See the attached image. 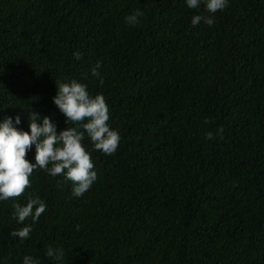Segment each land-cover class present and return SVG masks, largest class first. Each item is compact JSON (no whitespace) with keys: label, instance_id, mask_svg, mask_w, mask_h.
<instances>
[{"label":"trees","instance_id":"1","mask_svg":"<svg viewBox=\"0 0 264 264\" xmlns=\"http://www.w3.org/2000/svg\"><path fill=\"white\" fill-rule=\"evenodd\" d=\"M69 78L104 95L118 147L85 134L97 178L79 197L37 167L0 201V264H264V0L211 14L184 0H0V118L74 127L52 101ZM30 196L47 207L18 223L13 205ZM24 224L26 239L11 235Z\"/></svg>","mask_w":264,"mask_h":264},{"label":"clouds","instance_id":"2","mask_svg":"<svg viewBox=\"0 0 264 264\" xmlns=\"http://www.w3.org/2000/svg\"><path fill=\"white\" fill-rule=\"evenodd\" d=\"M188 8H198L203 3L208 13L223 10L228 0H184ZM143 16L140 9H135L127 16L125 22L137 25L139 17ZM211 25L214 22L212 15L195 14L192 16L193 26L199 22ZM75 59L79 60L81 53L73 51ZM101 63L97 61L91 68L93 76H100ZM56 93L52 101L56 108L65 117V122H77L74 127H65L57 131L56 122L45 115L32 111L29 113L28 130L19 127L21 115L4 116L0 118V201L10 197L19 196L26 186H30L29 176L39 167L51 176L63 174L64 180L72 182L71 192L74 196H81L88 190L97 175L90 158L91 152L86 150L82 141L87 137L92 141L95 149L105 154H112L118 147L120 134L111 128L109 109L102 93L94 96L87 90V85L69 78L56 83ZM80 129H83L81 131ZM223 132L218 127L217 134ZM207 137L211 139L213 132L209 131ZM34 148V156L26 158V154ZM50 165V166H48ZM14 215L18 223L31 217L34 223L45 211L47 205L39 196H30L23 205L14 203ZM31 224L14 230L11 235L26 239L31 231ZM45 255L59 261L65 256L62 247H48ZM22 264H39V260L31 255H24Z\"/></svg>","mask_w":264,"mask_h":264}]
</instances>
